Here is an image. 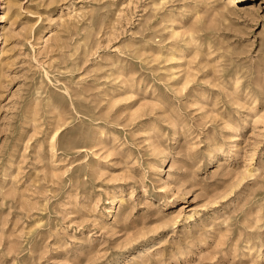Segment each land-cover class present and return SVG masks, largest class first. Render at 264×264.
Returning a JSON list of instances; mask_svg holds the SVG:
<instances>
[{"label":"rangeland","instance_id":"rangeland-1","mask_svg":"<svg viewBox=\"0 0 264 264\" xmlns=\"http://www.w3.org/2000/svg\"><path fill=\"white\" fill-rule=\"evenodd\" d=\"M0 264H264V0H0Z\"/></svg>","mask_w":264,"mask_h":264},{"label":"bare ground","instance_id":"bare-ground-1","mask_svg":"<svg viewBox=\"0 0 264 264\" xmlns=\"http://www.w3.org/2000/svg\"><path fill=\"white\" fill-rule=\"evenodd\" d=\"M238 1H239V2H242V1L245 2V1H248V0H225V3H227V4H228V3H236V2H238Z\"/></svg>","mask_w":264,"mask_h":264}]
</instances>
